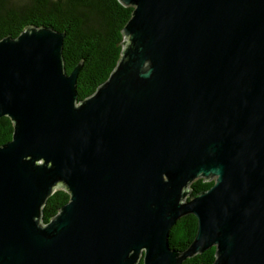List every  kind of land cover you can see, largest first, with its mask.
Returning a JSON list of instances; mask_svg holds the SVG:
<instances>
[{"label":"water","instance_id":"water-1","mask_svg":"<svg viewBox=\"0 0 264 264\" xmlns=\"http://www.w3.org/2000/svg\"><path fill=\"white\" fill-rule=\"evenodd\" d=\"M108 80L78 102L65 33L0 40V264H264V0H119ZM214 182L192 197V185ZM70 200L43 223L58 188ZM186 215L183 251L170 231Z\"/></svg>","mask_w":264,"mask_h":264},{"label":"trees","instance_id":"trees-1","mask_svg":"<svg viewBox=\"0 0 264 264\" xmlns=\"http://www.w3.org/2000/svg\"><path fill=\"white\" fill-rule=\"evenodd\" d=\"M134 8L119 0H0V40L17 38L28 27H49L65 33L63 58L66 72L77 66L78 102L92 96L114 71L122 57L123 29ZM14 125L10 118H0V146L11 141ZM214 182L203 179L192 185V197L208 191ZM62 187L48 199L43 208V223L49 221L69 202ZM198 220L193 215L179 219L170 231V245L185 250L194 240ZM216 248L187 259L182 264H213ZM143 264V261L140 262Z\"/></svg>","mask_w":264,"mask_h":264}]
</instances>
